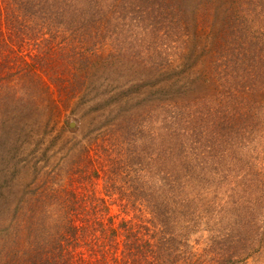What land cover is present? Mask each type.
Segmentation results:
<instances>
[{"label":"trees","instance_id":"trees-1","mask_svg":"<svg viewBox=\"0 0 264 264\" xmlns=\"http://www.w3.org/2000/svg\"><path fill=\"white\" fill-rule=\"evenodd\" d=\"M198 60L32 188L0 157V264H246L264 243V0H0L1 147L100 97L94 77Z\"/></svg>","mask_w":264,"mask_h":264},{"label":"rangeland","instance_id":"rangeland-1","mask_svg":"<svg viewBox=\"0 0 264 264\" xmlns=\"http://www.w3.org/2000/svg\"><path fill=\"white\" fill-rule=\"evenodd\" d=\"M123 41L130 42L131 40ZM144 41L153 42L154 44H156L155 42H168V40ZM183 67V64L177 63L173 71L179 72ZM202 69L201 62L198 60L192 65L190 63V66L187 64L182 71L174 74L171 78H169V75L161 77V75L156 76V74L149 77L145 71H142L144 75H141V71L137 74H133L132 71L126 72L122 79L118 78L117 82L109 75L100 76L99 79L94 77V81L96 83L100 82V88L104 90L100 97L94 100V98H90L91 94L84 97L80 95L66 111L62 109L53 114L54 124L49 126L48 132L43 136L33 138L31 142L23 145L11 138V143L15 149L0 146V157L3 160L12 158L15 155L10 161L12 164L9 165L8 178L10 180L14 179L18 188L26 186L28 189L32 188L37 182L41 183L46 178L44 172L47 168L58 165L63 169L66 165L64 159L66 155L69 156L75 149L80 153L87 152L88 147L98 143L100 140L98 137H102V133H104L101 130L104 124L110 125L117 122V118L120 116V111H118L120 106H125L123 110L128 109L127 111L134 113L135 106L143 105L145 100L153 101L157 98L158 91L156 89L159 82H164L165 79L175 80L179 82L180 86L189 78L198 77L202 73ZM193 85L197 86L198 83ZM95 86L96 84L93 85L94 89ZM45 118L49 117L46 116ZM146 134H150V131L147 130ZM74 141H76L77 146L69 150L68 148L71 147ZM65 142L67 143L64 145ZM261 144L264 146V140ZM255 159L256 156L254 155ZM114 209L116 210V208ZM246 264H264V243L259 251L246 261Z\"/></svg>","mask_w":264,"mask_h":264}]
</instances>
